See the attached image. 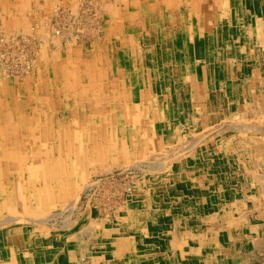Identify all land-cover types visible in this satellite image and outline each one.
<instances>
[{
    "label": "bare ground",
    "instance_id": "6f19581e",
    "mask_svg": "<svg viewBox=\"0 0 264 264\" xmlns=\"http://www.w3.org/2000/svg\"><path fill=\"white\" fill-rule=\"evenodd\" d=\"M263 75L264 0H0V231L25 264H142L172 255L144 225L190 239L206 194L258 206Z\"/></svg>",
    "mask_w": 264,
    "mask_h": 264
},
{
    "label": "crops",
    "instance_id": "0c3cea01",
    "mask_svg": "<svg viewBox=\"0 0 264 264\" xmlns=\"http://www.w3.org/2000/svg\"><path fill=\"white\" fill-rule=\"evenodd\" d=\"M215 73L218 74L217 71H213L214 76L217 77ZM197 83L198 82L195 83L194 81V85L191 89L197 95L195 98L196 100L199 99L200 90H203L204 95L209 97L205 99V101H208V99H212L215 95H218L215 90L220 86L226 88V85H224V82L220 78L215 79L214 82L209 85L202 86L199 91L196 89ZM199 85H201V82L198 83V86ZM194 92H192V94H194ZM18 98L19 97H17V99L13 97L4 98V101L10 102V116H16L15 112H17V106L21 110L26 108V100L24 103L23 99L18 101ZM229 99L238 100L239 98L237 95H235V97L234 95H230ZM215 155H218V152H215L214 157ZM215 160L216 163H220V160L223 165L230 162L226 157H217ZM224 182L225 180L223 183ZM217 195L216 193H212L209 196L208 194L205 195V201L207 200L209 204H211L213 200H218V203L214 204V207L217 208L215 209L214 207L208 206L198 209L200 214L196 217L195 223H193V219L190 223L181 221L179 224V221H177V227H179L181 232L189 231L191 233L192 238L190 239L181 240L173 238L171 236V231L173 229L170 226H162L161 223L144 225L143 231L146 234L148 232L150 233L151 231L149 229L154 226H159L163 229L162 231L164 232H157L158 235H154L148 240L150 242L149 244L160 250L164 249L163 246H168L172 255L155 261L154 258L157 253H154L155 255L151 256L153 259L146 258L144 260H147L149 263L144 262L142 264H248V257H255V254H258L257 250L249 243V236L252 232H255L264 238V232L262 231L264 228V202H260L256 207H250L252 204L250 199L241 202V200L244 199L241 188L232 191L231 195L229 193L227 196L228 199L218 198L216 197ZM225 200L226 205H223L224 208H221L219 205ZM159 209L162 210L161 207H159ZM214 213H217L221 219L217 226L214 225V221L209 225ZM90 215L91 218L97 219L96 221L103 216L99 211L98 217H92V211ZM251 226L254 228L251 229ZM156 230L157 228L153 229V231ZM140 234L141 233L137 235L143 238L145 237V235ZM146 238H148V236H146ZM15 251V246L10 245L4 234L0 231V264H25L28 254L26 253L18 256ZM47 257L50 258L51 256ZM39 261V259H35L31 261V263L55 264L54 257L42 262ZM58 261L60 264L62 261L63 264H65V262L66 264H70L68 261H64V259H59Z\"/></svg>",
    "mask_w": 264,
    "mask_h": 264
},
{
    "label": "rangeland",
    "instance_id": "374dc122",
    "mask_svg": "<svg viewBox=\"0 0 264 264\" xmlns=\"http://www.w3.org/2000/svg\"><path fill=\"white\" fill-rule=\"evenodd\" d=\"M258 82H259V86H264V75H263V77L262 78H260V79H258ZM262 83V84H261ZM264 92L262 93V96H259L258 97V99L256 100L257 101V103H258V105L259 106H261V110L262 109H264V105H262V103L264 104ZM255 97V98H257V96H255L254 94H251V97ZM261 101H260V100ZM250 101V100H249ZM248 101V105H246L244 108H242V107H240L239 105L237 106L236 105V107L237 108H239V109H241V110H243V111H247V112H249L250 110H253L252 109V107H251V105H250V102ZM261 115H260V118H259V120H257V122L256 123H253L252 122V120H251V117L254 115V112L248 117V119L245 121V124H247V125H249V128H253V126H258L257 128L260 130V132L258 133V137L257 138H255V140L256 141H262L261 139H263V142H264V111H263V114L262 113H260ZM233 120H236V118H234L233 117ZM261 122V123H260ZM242 124H244V123H242ZM234 134H235V132H233ZM185 134H187V136L183 139V136L185 135ZM184 135H182V138H181V141L183 142H187L188 140H190V134L187 132V133H185ZM237 134V133H236ZM245 135H249V134H244V136ZM259 138H261V139H259ZM180 141V142H181ZM176 142V140L175 139H172V144H174ZM180 142H178V143H180ZM177 143V144H178ZM264 144V143H263ZM227 155V154H226ZM120 168H122L121 166H120ZM132 174V179L134 180V179H136V177L138 176V174H134V173H132V172H128V174L129 175H131ZM116 178L118 179V178H120V176H116ZM137 180V179H136ZM136 180H134V181H136ZM263 183H264V172H263ZM75 197V196H74ZM84 200H82V202H83ZM102 209V208H101ZM101 209H98L97 207H93V205H92V209H91V211H92V217H98V211L99 212H101ZM262 231L264 232V228L262 229ZM263 253L262 254H264V249H263V251H262ZM257 255V254H255V257H248V264H264V255ZM262 257V258H261ZM258 258V259H257ZM261 260V261H260Z\"/></svg>",
    "mask_w": 264,
    "mask_h": 264
}]
</instances>
